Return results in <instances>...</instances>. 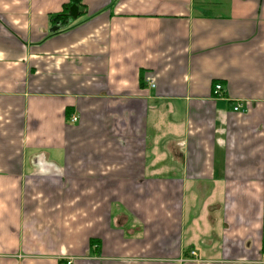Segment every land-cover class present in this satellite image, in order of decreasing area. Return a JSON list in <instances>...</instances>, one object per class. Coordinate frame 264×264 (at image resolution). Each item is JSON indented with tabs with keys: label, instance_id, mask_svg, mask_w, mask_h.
<instances>
[{
	"label": "crops",
	"instance_id": "crops-1",
	"mask_svg": "<svg viewBox=\"0 0 264 264\" xmlns=\"http://www.w3.org/2000/svg\"><path fill=\"white\" fill-rule=\"evenodd\" d=\"M69 1L0 0V264H264V0Z\"/></svg>",
	"mask_w": 264,
	"mask_h": 264
},
{
	"label": "trees",
	"instance_id": "trees-1",
	"mask_svg": "<svg viewBox=\"0 0 264 264\" xmlns=\"http://www.w3.org/2000/svg\"><path fill=\"white\" fill-rule=\"evenodd\" d=\"M80 3L81 0H70L69 2L65 3L62 12L54 16L55 20L60 21L62 24H67L71 19V16L69 15L70 7L73 4L79 5Z\"/></svg>",
	"mask_w": 264,
	"mask_h": 264
},
{
	"label": "water",
	"instance_id": "water-1",
	"mask_svg": "<svg viewBox=\"0 0 264 264\" xmlns=\"http://www.w3.org/2000/svg\"><path fill=\"white\" fill-rule=\"evenodd\" d=\"M69 15L71 16V18H76L78 16V6L76 4H73L70 7ZM57 28L58 26H54L52 29L56 30Z\"/></svg>",
	"mask_w": 264,
	"mask_h": 264
},
{
	"label": "built area",
	"instance_id": "built-area-1",
	"mask_svg": "<svg viewBox=\"0 0 264 264\" xmlns=\"http://www.w3.org/2000/svg\"><path fill=\"white\" fill-rule=\"evenodd\" d=\"M215 90H216V92L221 91L222 90V85L220 83L216 84ZM239 108H240V105H236L234 107V109H236V110H238ZM73 120H77V117H74ZM191 254H192V256H196V252L195 251H192ZM68 263H70V261Z\"/></svg>",
	"mask_w": 264,
	"mask_h": 264
}]
</instances>
